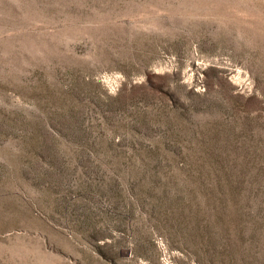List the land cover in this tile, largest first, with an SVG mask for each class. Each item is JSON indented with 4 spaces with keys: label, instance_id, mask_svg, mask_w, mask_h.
<instances>
[{
    "label": "rangeland",
    "instance_id": "374dc122",
    "mask_svg": "<svg viewBox=\"0 0 264 264\" xmlns=\"http://www.w3.org/2000/svg\"><path fill=\"white\" fill-rule=\"evenodd\" d=\"M0 264H264V0H0Z\"/></svg>",
    "mask_w": 264,
    "mask_h": 264
}]
</instances>
